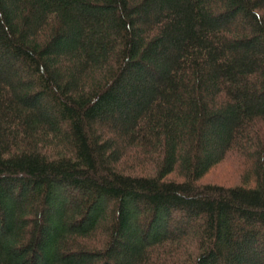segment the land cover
Listing matches in <instances>:
<instances>
[{
	"label": "trees",
	"instance_id": "obj_1",
	"mask_svg": "<svg viewBox=\"0 0 264 264\" xmlns=\"http://www.w3.org/2000/svg\"><path fill=\"white\" fill-rule=\"evenodd\" d=\"M0 264H264V0H0Z\"/></svg>",
	"mask_w": 264,
	"mask_h": 264
},
{
	"label": "rangeland",
	"instance_id": "obj_2",
	"mask_svg": "<svg viewBox=\"0 0 264 264\" xmlns=\"http://www.w3.org/2000/svg\"><path fill=\"white\" fill-rule=\"evenodd\" d=\"M242 163L241 158L235 152L223 159L219 164L215 165L205 175L203 180L205 182H219V183H235L242 179Z\"/></svg>",
	"mask_w": 264,
	"mask_h": 264
}]
</instances>
